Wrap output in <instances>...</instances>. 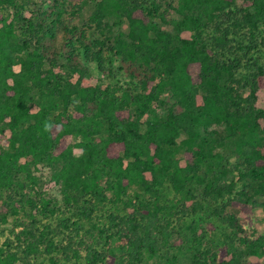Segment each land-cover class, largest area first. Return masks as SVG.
Instances as JSON below:
<instances>
[{
  "label": "trees",
  "instance_id": "obj_1",
  "mask_svg": "<svg viewBox=\"0 0 264 264\" xmlns=\"http://www.w3.org/2000/svg\"><path fill=\"white\" fill-rule=\"evenodd\" d=\"M82 7L0 0V219L21 226L0 264H143L171 244L264 264L240 218L264 209V0H98L81 22ZM90 69L105 80L84 85Z\"/></svg>",
  "mask_w": 264,
  "mask_h": 264
},
{
  "label": "rangeland",
  "instance_id": "obj_2",
  "mask_svg": "<svg viewBox=\"0 0 264 264\" xmlns=\"http://www.w3.org/2000/svg\"><path fill=\"white\" fill-rule=\"evenodd\" d=\"M82 1V10L80 12V17H81V22L83 21H87V18L89 17V15L91 14V12L94 9V5L98 0H81ZM237 5L242 4V0H236ZM156 21L159 23L160 27L162 29L168 30V31H173L172 26L170 24H164L161 23L158 18H156ZM121 30L123 32H127L128 31V27H127V23L125 21L122 22V24L119 27H115L114 30ZM182 36H189V33H183ZM61 37L59 35L58 39H57V43H56V50H60L62 49L61 46ZM63 56L59 57L60 63L63 62ZM15 69H18V66H15ZM78 77L77 74L74 75L73 80H76ZM105 80L104 77L99 74L97 72L96 69H90V73H88L87 75H85L83 77V79L81 80L82 83L84 85H93L99 81H103ZM198 103L201 102V97L198 96L197 98ZM256 107L259 108H264V87L260 88L257 91V100H256ZM33 110H35V108L33 107ZM147 116H151L150 114L146 115ZM262 127L264 128V123L261 122ZM6 134V132H5ZM70 142V137H67L65 139V141L63 142L62 146L67 145ZM0 145H1V140H0ZM78 150H75V153H78ZM181 163H183L181 161ZM37 175L43 177L42 179H47V175L48 172L45 168H41L40 170H38L36 172ZM163 191H161L162 193ZM164 194L162 195V199H167L168 197H170L172 194L169 191L163 192ZM55 194V193H54ZM4 197V196H3ZM2 199H0V214H3L5 212V208L1 205V201ZM122 204H119V208L117 211H119L120 213H123L122 209ZM131 208H127V211H131ZM199 215L198 217L195 216V220H194V224H192L193 227H195V231L196 233L202 235L205 234L206 240L205 242H208L209 244L213 243L215 244L217 247L222 246L224 241H225V237L224 235H222L221 233V226L219 225L218 222L215 221L214 218L209 217L207 218L205 215L202 216ZM240 218L242 219L243 222V227L248 231V232H252V230L256 231V233H260V234H264V209L259 207L254 209L253 214H251L249 216L248 219L244 218L243 215L240 216ZM37 219L40 221V223H37V227L39 229H43L44 228V224L47 220L45 218H42V216H37ZM8 222L4 223L1 221L0 219V246L3 245V242L6 239H13V233L14 232H18L21 228V226H16V216H8L7 217ZM26 220V218H24V221ZM209 222L213 223L214 226H216L215 230H212V228L209 227ZM189 223H190V219L187 220V222L184 224V226L182 227V231H184V233H186V235L182 236L183 239H185L186 241L192 242V234L191 231L189 229ZM205 231V233H204ZM174 238H172L173 240ZM187 246H189V244H187ZM194 254L192 251L184 249L181 246H176L173 247L172 244L169 245L168 247L162 248L159 251V256L155 257V258H150L149 260H144L143 264H165L167 260H171L173 259V264H195L194 263ZM246 259H248L249 261H257V260H264V258H256L253 256H245ZM42 260H44V264H48V260L47 258H41ZM39 259V260H41Z\"/></svg>",
  "mask_w": 264,
  "mask_h": 264
}]
</instances>
